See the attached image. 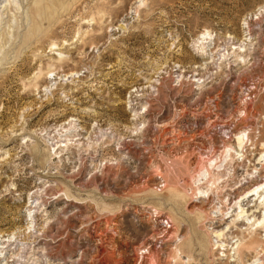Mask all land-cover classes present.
<instances>
[{
	"label": "rangeland",
	"instance_id": "rangeland-1",
	"mask_svg": "<svg viewBox=\"0 0 264 264\" xmlns=\"http://www.w3.org/2000/svg\"><path fill=\"white\" fill-rule=\"evenodd\" d=\"M261 171L264 0H0V264H264Z\"/></svg>",
	"mask_w": 264,
	"mask_h": 264
},
{
	"label": "bare ground",
	"instance_id": "bare-ground-1",
	"mask_svg": "<svg viewBox=\"0 0 264 264\" xmlns=\"http://www.w3.org/2000/svg\"><path fill=\"white\" fill-rule=\"evenodd\" d=\"M38 13L39 11H37V15ZM236 140L238 146L240 147L242 145V139L237 137ZM262 165L261 170H263ZM216 169L218 168L216 167ZM206 173H208V176H210L208 171ZM261 174L262 171L259 172V175L256 176V178L254 177V179H251V182H248L247 186L239 187L235 192L236 194L234 193L237 199L235 205L237 206L236 208L239 210V213L236 215V218L233 221L235 224L246 223V225L250 226L251 228H255L256 231L259 232L264 231V178H261L264 174ZM229 204L230 203L226 205L228 206ZM246 217L249 218V221H245L244 218ZM259 243H261L260 246L262 247L260 252L264 254V240H261ZM252 244H254V242L250 243V249L252 248Z\"/></svg>",
	"mask_w": 264,
	"mask_h": 264
}]
</instances>
